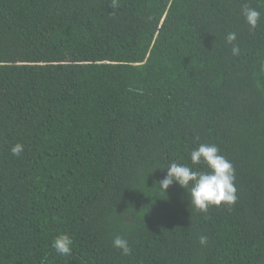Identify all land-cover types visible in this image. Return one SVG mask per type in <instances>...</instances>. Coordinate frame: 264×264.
Listing matches in <instances>:
<instances>
[{
  "label": "trees",
  "instance_id": "obj_1",
  "mask_svg": "<svg viewBox=\"0 0 264 264\" xmlns=\"http://www.w3.org/2000/svg\"><path fill=\"white\" fill-rule=\"evenodd\" d=\"M263 61L264 0H0V264H264ZM202 143L231 207L159 190Z\"/></svg>",
  "mask_w": 264,
  "mask_h": 264
},
{
  "label": "clouds",
  "instance_id": "obj_2",
  "mask_svg": "<svg viewBox=\"0 0 264 264\" xmlns=\"http://www.w3.org/2000/svg\"><path fill=\"white\" fill-rule=\"evenodd\" d=\"M246 24L251 29H256L261 13L250 4L245 3L241 9ZM227 43L232 44V54L238 55L240 49L234 44L236 34L229 33L226 37ZM24 146L16 144L11 148L14 156H19L23 152ZM189 164L172 162L166 169L165 177L158 181L159 190L167 197V190L176 184L185 189L188 202L196 210L207 212L210 207L233 206L237 201V189L235 187V168L225 156L220 154L217 146L212 144H200L198 148L190 153ZM193 166H202L200 168ZM200 244H207V237L201 236ZM112 245L121 251L122 255L129 256L132 249L129 241L116 236ZM55 252L61 256H70L73 248V239L68 234H59L52 242Z\"/></svg>",
  "mask_w": 264,
  "mask_h": 264
},
{
  "label": "water",
  "instance_id": "obj_3",
  "mask_svg": "<svg viewBox=\"0 0 264 264\" xmlns=\"http://www.w3.org/2000/svg\"><path fill=\"white\" fill-rule=\"evenodd\" d=\"M263 71H264V61H263Z\"/></svg>",
  "mask_w": 264,
  "mask_h": 264
}]
</instances>
